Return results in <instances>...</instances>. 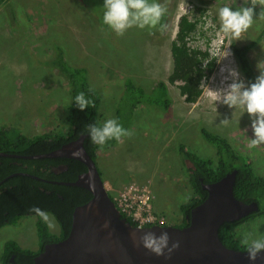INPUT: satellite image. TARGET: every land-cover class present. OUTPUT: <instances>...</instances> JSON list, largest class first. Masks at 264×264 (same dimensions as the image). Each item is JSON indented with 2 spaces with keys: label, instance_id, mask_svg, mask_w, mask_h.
Masks as SVG:
<instances>
[{
  "label": "rangeland",
  "instance_id": "rangeland-1",
  "mask_svg": "<svg viewBox=\"0 0 264 264\" xmlns=\"http://www.w3.org/2000/svg\"><path fill=\"white\" fill-rule=\"evenodd\" d=\"M79 2L88 7L84 17L78 15L82 8L74 11L75 16L71 13ZM159 2L167 6L166 31L133 27L123 36L103 24V0H11L7 7L0 5V128L13 136L22 133L29 137L66 131L71 96L66 76L57 69V58L62 54L70 66L86 68L90 85L100 93L99 122L118 118L134 133L98 152V166L107 189L115 196L131 183L148 182L154 195V212L164 216L167 224L180 226V206L192 195L189 169L193 165L183 157L180 146L185 145L201 158H217V149L205 138L203 128L228 138L233 148L249 157L256 174L264 177V144L249 147L254 138L251 118L242 108L232 109L217 101L218 91L232 82L228 69L235 68L240 78L250 83L240 70L232 42L247 45L259 38L248 56L257 75L259 68L264 69V18L259 17L261 7L257 5L252 27L235 40L220 31L218 9L251 6L250 0L248 4L245 0ZM202 8L209 15L200 28L206 36L199 35L190 44L202 49L214 45L216 67L202 81L201 96L189 103L181 94L179 82L171 84L168 79L174 64L171 48L180 17L190 13L201 16ZM159 82L169 90L167 109L148 103L162 101L161 94L152 91ZM129 85L133 90L127 92ZM132 95L134 99L128 97ZM139 96L145 99L143 104H138ZM224 119H229L228 124L222 122ZM186 194L190 198L185 199ZM47 214L50 231L59 233L57 220ZM36 222V216L28 215L0 228V264H4L2 256L9 241L39 249ZM234 230L240 245L245 231L264 236V214Z\"/></svg>",
  "mask_w": 264,
  "mask_h": 264
},
{
  "label": "trees",
  "instance_id": "trees-1",
  "mask_svg": "<svg viewBox=\"0 0 264 264\" xmlns=\"http://www.w3.org/2000/svg\"><path fill=\"white\" fill-rule=\"evenodd\" d=\"M10 1L0 0V5L7 7ZM207 12L206 8H202L201 16H195L191 13L182 15L171 48L174 64L168 79L171 84L179 82L181 94L189 103H195L198 100L203 92L202 81L209 77L216 67V56L211 55L207 49L204 50L199 46L190 44V40L195 41L199 35L206 36V32L200 31V28L205 21L203 17L209 16ZM167 21L168 14L164 16L162 23L167 24ZM209 40H211L210 37L207 38L208 45L210 44ZM258 41L259 38L247 45L239 46L235 42L231 44L240 70L249 82H254L258 76L253 70L248 56ZM57 61L59 68L55 67L58 70L61 69L63 75L66 76L71 96L69 104L70 125L66 131L54 130L29 137L22 133L13 136L7 130L0 128V151L20 155L18 157L0 156V183L4 181L0 185V228L9 223L15 224L22 217L33 215L37 217L36 224L40 240L38 250L24 248L16 241L7 242L2 256L4 264H12L10 257L13 254L17 263L34 264L35 256L44 250L46 244L61 241L69 236L75 208L87 203L93 197V194L86 188L58 183L59 181H75L81 173L87 171L88 168L85 163L73 158H31L28 156L51 152L72 140H76L82 134H86L85 147L98 165V152L110 149L117 143L116 140H110L101 148L91 142L86 129L88 124H101L98 120L102 102L101 95L98 90L90 85L86 68L70 66L62 54L58 55ZM132 90L133 85H129L127 92ZM81 91L95 101V107L80 110L76 106L74 98ZM152 91L154 93L159 92L162 101L149 100L150 105H161L166 109L170 107L169 90L164 82H159ZM133 95L128 97L133 98ZM144 101L143 97H137L138 104H143ZM134 107L135 105H133ZM202 132L205 138L216 147L217 158H201L187 149L185 145L180 146L183 157L193 165L189 169V184L192 195L188 203L180 206L183 222L179 227L190 225L191 210L208 197L209 193L204 189V184L216 182L227 173L237 170L234 188L236 197L247 203L257 201L260 209L239 221L223 224L220 229V237L227 247L246 250L244 245H240L234 227L264 214V177L256 174L249 157L233 148L227 138L214 134L205 128L202 129ZM60 167H66V169L60 170ZM13 173L19 174L11 176ZM100 173L102 175L101 170ZM109 194L114 200V195L111 192ZM33 206L53 215L60 226V232L53 233L50 231L49 225L30 211ZM122 216L132 225H137L132 218L124 213Z\"/></svg>",
  "mask_w": 264,
  "mask_h": 264
},
{
  "label": "water",
  "instance_id": "water-1",
  "mask_svg": "<svg viewBox=\"0 0 264 264\" xmlns=\"http://www.w3.org/2000/svg\"><path fill=\"white\" fill-rule=\"evenodd\" d=\"M86 136L82 134L51 152L28 156L73 158L85 163L87 171L75 181L58 183L83 187L93 194L90 201L75 208L69 236L46 244L35 256L34 264H264V252L251 261L246 250L229 248L220 237L223 224L239 221L260 209L257 201L247 203L236 197L237 170L216 182L204 184L208 197L191 210L190 225L134 226L122 216L111 198L96 161L85 147ZM77 150L79 154H74ZM0 156L20 155L0 151ZM64 169L66 167H60ZM147 231L157 235L167 232L169 246L175 240L180 241V246L171 254L165 250L164 256H157L138 247L132 239L133 232L139 237ZM11 261L21 264L14 256Z\"/></svg>",
  "mask_w": 264,
  "mask_h": 264
},
{
  "label": "clouds",
  "instance_id": "clouds-1",
  "mask_svg": "<svg viewBox=\"0 0 264 264\" xmlns=\"http://www.w3.org/2000/svg\"><path fill=\"white\" fill-rule=\"evenodd\" d=\"M248 3L249 0H245V4ZM250 4L251 6H242L235 10L230 6L220 7L218 9L220 31L229 34L235 40L241 39L242 34L254 23V9L257 5L261 7L259 17L264 18V0H250ZM102 6L104 9L103 24L107 25L117 36H123L133 27L158 29L161 33L168 28L166 23H162L167 6L159 0H103ZM227 55L228 52L223 57ZM259 69L260 73L255 81L247 84L240 78V74L235 68L228 69L232 82L225 89L218 91L217 96V101L232 109L240 107L244 110L243 113L247 112L251 118V128L254 133V138L249 144L251 148L264 144V69ZM74 101L80 110L95 107V101L83 91L75 96ZM222 122L228 124L229 119H224ZM86 131L91 142L101 148L110 140L121 142L122 138L131 137L134 134L125 128L118 118L106 119L99 125L88 124ZM74 154H79L78 150ZM184 198H190V194H186ZM30 211L51 226L49 216L45 211L36 206H33ZM132 239L138 247L142 246L157 256H164L165 250L171 254L180 246L179 240L173 241L169 246L170 237L167 232L157 235L147 231L139 237L133 232ZM241 242L246 247L248 259L251 261H255L258 255L264 252V236L255 237L252 232L245 231L241 234Z\"/></svg>",
  "mask_w": 264,
  "mask_h": 264
},
{
  "label": "built area",
  "instance_id": "built-area-1",
  "mask_svg": "<svg viewBox=\"0 0 264 264\" xmlns=\"http://www.w3.org/2000/svg\"><path fill=\"white\" fill-rule=\"evenodd\" d=\"M208 17L209 16L205 15L203 18L206 20ZM206 49L213 55L215 49L214 45ZM146 183H131L129 186L124 187L123 190L114 196V202L121 214L124 213L132 218L136 222V226H166L167 221L165 217L156 214L153 210L151 201L154 195L150 184Z\"/></svg>",
  "mask_w": 264,
  "mask_h": 264
},
{
  "label": "crops",
  "instance_id": "crops-1",
  "mask_svg": "<svg viewBox=\"0 0 264 264\" xmlns=\"http://www.w3.org/2000/svg\"><path fill=\"white\" fill-rule=\"evenodd\" d=\"M79 8H82V10L78 12V15L84 17V9H88V8H85V7H83V6H80V4H77V5L73 8V10H72L71 13L75 16L76 14H75L74 11H76V10L79 9ZM101 104H102V102H101ZM100 106H101V105H100ZM225 138H226V137H225ZM227 139H228V138H227ZM100 170H101V169H100Z\"/></svg>",
  "mask_w": 264,
  "mask_h": 264
},
{
  "label": "flooded vegetation",
  "instance_id": "flooded-vegetation-1",
  "mask_svg": "<svg viewBox=\"0 0 264 264\" xmlns=\"http://www.w3.org/2000/svg\"><path fill=\"white\" fill-rule=\"evenodd\" d=\"M78 4H80V2L78 3ZM84 7V6H83ZM88 8V7H87ZM4 182V181H3ZM3 182H1L0 183V185L3 183ZM182 222H183V218H182V221L180 222V224L182 225ZM167 225H170V224H167ZM178 225V224H177ZM176 224H173L172 226H177ZM177 227H179V226H177ZM12 256H14V259H15V255L13 254ZM12 256L10 257V262L12 263V264H14V262H12L11 261V258H12ZM15 261H16V259H15ZM4 263V262H3Z\"/></svg>",
  "mask_w": 264,
  "mask_h": 264
}]
</instances>
